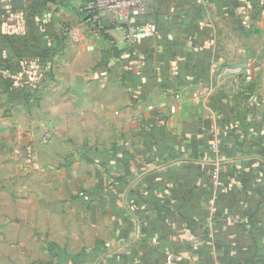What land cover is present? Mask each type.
Returning <instances> with one entry per match:
<instances>
[{
	"label": "crops",
	"instance_id": "obj_1",
	"mask_svg": "<svg viewBox=\"0 0 264 264\" xmlns=\"http://www.w3.org/2000/svg\"><path fill=\"white\" fill-rule=\"evenodd\" d=\"M82 2L0 0V55L58 47L0 84V264H264V0H147L134 51Z\"/></svg>",
	"mask_w": 264,
	"mask_h": 264
},
{
	"label": "trees",
	"instance_id": "obj_2",
	"mask_svg": "<svg viewBox=\"0 0 264 264\" xmlns=\"http://www.w3.org/2000/svg\"><path fill=\"white\" fill-rule=\"evenodd\" d=\"M143 24L145 22L135 26L144 28ZM141 42L142 40L126 48L134 51ZM57 48L54 44H42L31 55H0V84L5 88L11 102L24 103L31 98L37 99L38 81H44L51 75L50 62ZM24 62L26 65H21ZM62 264H66V261Z\"/></svg>",
	"mask_w": 264,
	"mask_h": 264
},
{
	"label": "built area",
	"instance_id": "obj_3",
	"mask_svg": "<svg viewBox=\"0 0 264 264\" xmlns=\"http://www.w3.org/2000/svg\"><path fill=\"white\" fill-rule=\"evenodd\" d=\"M78 11L82 17V23L88 27L89 33L95 37L107 33L102 26L96 24L99 17L102 16L114 17V23L123 30L125 47L133 45L146 37L145 29L137 27L131 22V19L142 13L140 0H84L79 5ZM245 72L247 75H250V65L246 67ZM100 76L107 77V71L103 70ZM177 100L178 96L176 95L173 105L170 107L171 113L175 112V103ZM46 138L44 137L43 140ZM212 179L213 182L217 180L216 172L213 173ZM197 248V243H194L192 249L196 251Z\"/></svg>",
	"mask_w": 264,
	"mask_h": 264
},
{
	"label": "rangeland",
	"instance_id": "obj_4",
	"mask_svg": "<svg viewBox=\"0 0 264 264\" xmlns=\"http://www.w3.org/2000/svg\"><path fill=\"white\" fill-rule=\"evenodd\" d=\"M146 4H147V0H140V7H141V10H142V12H144L145 11V9H146ZM133 20L131 19V22H132ZM74 30V32L77 30L76 28H74L73 29ZM76 33V32H75ZM103 47V45L101 46V48ZM169 111H170V107H169ZM171 115H174V113H171V112H169ZM44 133V132H43ZM42 133V134H43ZM45 133H48V132H45ZM0 135H1V133H0ZM44 137H47L46 139H45V141H43L42 142V148H46V147H50V145H51V143H53V142H51V140L48 138V135L47 134H45L44 135ZM216 140V139H215ZM12 141V140H11ZM217 141V140H216ZM13 142V141H12ZM216 143V142H215ZM211 144H213V141H212V143ZM210 144V145H211ZM0 146L2 147V139L0 138Z\"/></svg>",
	"mask_w": 264,
	"mask_h": 264
}]
</instances>
